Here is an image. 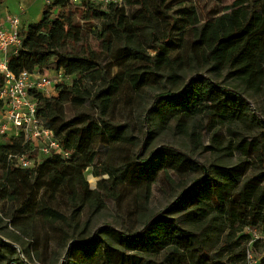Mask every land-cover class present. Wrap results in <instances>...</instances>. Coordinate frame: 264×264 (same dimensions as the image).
Wrapping results in <instances>:
<instances>
[{"label": "trees", "instance_id": "obj_1", "mask_svg": "<svg viewBox=\"0 0 264 264\" xmlns=\"http://www.w3.org/2000/svg\"><path fill=\"white\" fill-rule=\"evenodd\" d=\"M73 1L53 0L46 5L38 22L21 29L22 45L8 59L9 69L17 75L24 70L62 71V79L55 84L56 96L31 92L43 124L55 131L70 157L55 151L35 167L24 168L10 155L30 153L31 144L22 137L0 144V208L15 225L36 221L53 229L56 239L70 242L66 264H246L248 249L256 255V248L264 246L262 240L251 242L252 234L247 231L251 227L264 233V133L262 137L240 135L236 141L229 140V146L215 140V149L233 147L242 160L231 167L214 163L209 174L185 153L168 146L176 154L162 157L161 169L167 167L178 174L201 169L205 177L151 216L142 230H117L111 224H102L89 231L91 221H82L87 207L100 211L107 198L118 196L120 186L129 191L150 190L156 181L157 168L151 174L145 172V163L137 156L141 150L127 152V125L117 124L110 117L122 87L138 92L165 78L177 77L172 70L183 62L181 54H171L177 39L188 44L190 62L228 64L236 78L252 86L256 74L253 58L262 39L259 32L264 33V0H234L223 14L217 11L214 19L204 13L201 17L193 5L184 6L182 16L177 17L170 13L173 0H123L120 6L78 0L74 9L58 15ZM128 5L133 7L131 13L126 10ZM161 19L167 23L158 31ZM178 29L181 33L175 36ZM89 33L97 39L98 48L80 46ZM102 54L120 67L111 79L100 62ZM69 77L75 78L71 85L61 82ZM93 81L102 83V87L93 91L89 85ZM82 91L99 108L98 118L86 111L67 118L69 106L87 102ZM161 105L170 108L175 128L185 134L189 123L197 118L229 125L245 124L250 119L242 94L203 73L193 75L175 92L156 94L150 110ZM3 107L0 100V111ZM101 145L115 152L123 150V155H115L120 163L99 164ZM247 164L257 172L246 176ZM90 169L95 176L107 175L95 189L87 179ZM60 204L70 207V214L61 210ZM181 207L189 228L180 227L171 216ZM210 216L223 220L230 230L216 257L210 249L212 244L192 230ZM81 225L84 228L77 231ZM67 226L73 227L72 233ZM15 253L14 246L0 241V264H7ZM221 256L228 260L224 262ZM260 262L263 264L262 259Z\"/></svg>", "mask_w": 264, "mask_h": 264}, {"label": "rangeland", "instance_id": "obj_2", "mask_svg": "<svg viewBox=\"0 0 264 264\" xmlns=\"http://www.w3.org/2000/svg\"><path fill=\"white\" fill-rule=\"evenodd\" d=\"M233 1L173 0L169 3V7L171 8V14L181 17L182 8L187 5H193L200 12L201 17H203L204 13L214 19L218 16L216 14L217 11L223 14ZM73 2L69 8L59 10V13L57 12L58 15L62 13L67 14L70 12V9H74L77 6V1ZM0 5L10 13L19 15L21 18V27L26 29L29 24L38 22L41 19L43 8L48 4L46 0H4L3 4L0 3ZM126 10L128 13H131L133 7L128 5ZM75 18L79 20L78 16ZM166 23L167 21L165 19H161L158 22V31L163 30L162 25L165 26ZM148 28L147 31H150V27ZM180 33L181 30L178 29L175 33L177 35L175 36H179ZM259 34H261L262 39L260 47L255 52V57L253 58L256 74L255 82L252 86H248L236 78L232 73L233 68L228 64H207L204 61L190 62V59L187 57L189 47L186 45L188 44L180 42L177 39L176 44L172 46L174 51L171 52L172 56H178L180 54L183 56L181 65L172 70V72L177 74V77L172 79L165 78L160 83L148 86L138 92H135L127 86L122 87L118 95V100L112 104L110 117L117 124L127 125V134L130 137V142H128L129 144L126 149L127 152L131 153L133 148L136 149L134 153L141 150L137 156L142 158L145 163V172L151 174L157 168L155 172V174L157 173L155 177L156 181L151 185L150 190L146 188H135L129 191L120 186L118 196L116 198H107L105 206L98 212H93L92 208L87 207L82 223L84 224L87 220L91 221L89 231L96 229L102 224H111L117 230H142L145 222L151 216L167 207L179 194L184 192L185 189H189L196 181L204 179L205 170L209 174L212 164L216 163L231 167L241 163L242 158L237 151L233 150V147L215 149L217 148L215 140L221 142V145H223V142L225 145L228 143L229 146V140L233 139L236 141L240 135L247 137L256 135L262 137L264 133V33L259 32ZM141 42L143 43L144 40H141ZM117 43L119 44L120 42ZM80 46L83 49L88 48L93 50L99 47V43L94 35L89 33ZM100 62L105 66L104 70L107 72L106 75L109 79L120 70V67L116 63H111V58L105 56V54H102ZM41 72L46 75H51L54 79L57 75V73H52L47 70ZM196 73L206 74L213 80L220 82L224 86L234 88L235 91L242 94L250 118L247 123H234L229 125V123H224L220 120L211 122L207 118H197L189 123L188 133L185 134L175 128L176 120L169 116L170 108L167 105H161L154 110H150L156 94L169 91L175 92ZM74 79V77H69L61 82L71 85ZM89 83L93 91H97L102 87V83L100 82L93 81ZM82 92L85 93L84 91ZM55 94H57L55 88L49 90L47 93H43L47 97L56 96ZM85 96L87 102L83 106L73 104L67 108V118L82 111L93 114L96 118L99 117V108L92 103L87 93H85ZM192 132L194 135L191 134ZM13 139L11 136L0 137V144L12 143ZM168 146H172L171 148H174V150L182 151L188 157L204 166V172L200 169L194 172H187L186 174H178L172 170H168L167 167V169H161V158L164 156L170 158L176 154ZM207 146L212 149H208ZM157 150L159 151L155 153ZM123 152V150L115 152L101 145L99 147L98 162L99 164L103 162L118 164L120 163V158L115 155H123ZM32 155L34 158L37 157L36 153ZM250 160H252L251 162H255L253 158H250ZM247 165L246 176L257 172L251 165ZM106 177L107 175L102 177L95 176L92 169L87 171V179L92 189L97 187L98 181L101 178ZM185 201L187 202L188 198ZM60 209L67 214L71 212L70 207L64 204H60ZM182 209L181 207L171 216L178 221L177 223L180 227L189 228L190 226L183 218L182 211L184 209ZM213 218L210 216L202 225L192 227V230H196L198 233L204 235L206 240L212 244L210 249L213 257H216L215 253L222 246L223 240L230 233V230L226 229L223 220H214ZM34 224L28 221L20 225H15L0 208V241L7 242L14 246L16 250V253L9 257L7 264H22V261L26 264H66L71 243H64L60 239H56L53 229L44 227L36 221ZM83 228L84 226L81 225L76 229H78L77 231H81ZM66 229L70 230V233L73 231V227L67 226ZM38 233L39 239L36 238ZM255 252L256 257L262 259L264 264V246L260 245L256 248ZM221 258L224 262L228 260L227 256H221Z\"/></svg>", "mask_w": 264, "mask_h": 264}, {"label": "built area", "instance_id": "obj_3", "mask_svg": "<svg viewBox=\"0 0 264 264\" xmlns=\"http://www.w3.org/2000/svg\"><path fill=\"white\" fill-rule=\"evenodd\" d=\"M51 4L53 0H46ZM78 1V0H74ZM106 6L110 3L122 5L123 0H93ZM21 18L10 12H2L0 7V100L4 107L0 111V136L22 137L31 144L30 153H17L10 155L14 161L24 168H33L39 160L57 151L62 156L70 157V152L63 148L62 142L55 131L46 127L38 113V102L32 90L44 93L55 87L62 79V71L58 72L55 79L41 71H22L13 73L8 66L11 54L18 52L22 45ZM33 153L37 157H33ZM252 240H262L264 233L255 228L248 227ZM246 264H261L252 248L247 251Z\"/></svg>", "mask_w": 264, "mask_h": 264}, {"label": "crops", "instance_id": "obj_4", "mask_svg": "<svg viewBox=\"0 0 264 264\" xmlns=\"http://www.w3.org/2000/svg\"><path fill=\"white\" fill-rule=\"evenodd\" d=\"M3 1L4 0H0V3H2L3 4ZM0 7L2 8V12H9V11H7L6 9H4V7H2V5H0ZM44 9V8H43ZM43 13V12H42ZM22 28V27H21ZM55 88V87H54Z\"/></svg>", "mask_w": 264, "mask_h": 264}]
</instances>
